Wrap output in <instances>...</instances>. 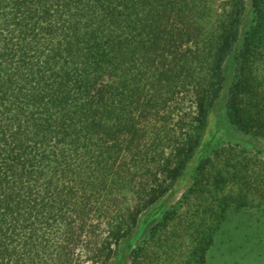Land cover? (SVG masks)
<instances>
[{"label":"trees","instance_id":"1","mask_svg":"<svg viewBox=\"0 0 264 264\" xmlns=\"http://www.w3.org/2000/svg\"><path fill=\"white\" fill-rule=\"evenodd\" d=\"M252 7L225 108L264 140V0ZM243 12L244 0H0V264L115 259L200 147ZM230 207L264 208V162L224 145L131 263L204 264Z\"/></svg>","mask_w":264,"mask_h":264},{"label":"rangeland","instance_id":"2","mask_svg":"<svg viewBox=\"0 0 264 264\" xmlns=\"http://www.w3.org/2000/svg\"><path fill=\"white\" fill-rule=\"evenodd\" d=\"M256 25L252 0H244V12L240 33L231 55L223 69L224 82L219 98L208 116L207 127L202 142L188 163L183 176L175 182L170 192L152 209L144 213L131 236L119 247L117 255L110 264H132V250L151 245L150 232L166 212L174 211L182 203L190 187L192 175L198 162L207 156L214 147L236 146L251 157L264 162V140L238 131L230 125L226 116V101L229 88L234 81L237 58L244 45V39ZM260 47L261 72L264 76V30L258 35ZM181 208V206H180ZM183 212L185 209H182ZM176 233H184L176 226ZM172 229H168L169 232ZM158 238V237H156ZM175 256L185 258L189 254L188 241L183 237L177 242ZM153 252H157L156 246ZM153 253V254H154ZM204 264H264V208L230 207L213 236V241L205 254Z\"/></svg>","mask_w":264,"mask_h":264}]
</instances>
